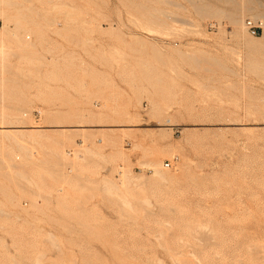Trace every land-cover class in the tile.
Wrapping results in <instances>:
<instances>
[{
    "label": "rangeland",
    "instance_id": "rangeland-1",
    "mask_svg": "<svg viewBox=\"0 0 264 264\" xmlns=\"http://www.w3.org/2000/svg\"><path fill=\"white\" fill-rule=\"evenodd\" d=\"M230 13L264 0L0 2V126L42 129L0 134V264H264V27Z\"/></svg>",
    "mask_w": 264,
    "mask_h": 264
},
{
    "label": "bare ground",
    "instance_id": "bare-ground-1",
    "mask_svg": "<svg viewBox=\"0 0 264 264\" xmlns=\"http://www.w3.org/2000/svg\"><path fill=\"white\" fill-rule=\"evenodd\" d=\"M2 1H4V0H0V2H2ZM243 10V9H242ZM200 12H203L204 14H209V15H212L213 16V14L215 15V14H218V12H220V11H217V10H215V9H212V8H206V9H204V10H202V11H200ZM211 12H212V14H211ZM207 14V15H208ZM230 14H232V13H230ZM230 16V18H232L233 19V21H231L232 23H235V30H236V32H235V34L237 35V36H240V33L241 32H245V31H247V30H245V28H246V26L244 25V22H243V19L241 18V20L237 17V15H235V14H232V15H229ZM231 19V20H232ZM255 20V19H254ZM17 23H19V22H17ZM262 25H263V27H264V19H263V22H262ZM237 26V27H236ZM18 28H19V26H18ZM2 29H5L4 27L2 28ZM247 29V28H246ZM7 30V29H6ZM12 34H14V33H12ZM1 35V34H0ZM262 35H264V33L262 34ZM237 36H235V37H237ZM0 38H5V37H3L2 35L0 36ZM17 38V37H16ZM15 38V39H16ZM18 39V38H17ZM252 39V38H251ZM255 39V41H253ZM259 39H261V38H259V37H254L253 39H252V41H250V38H249V42H250V44H251V46H253L254 48H258V46H257V43H258V41H259ZM248 42V43H249ZM260 42H262V41H260ZM259 42V43H260ZM258 43V44H259ZM250 44H249V46H250ZM261 46V45H260ZM253 47H251V48H253ZM7 48H8V46L6 45V44H4V42L2 43L1 42V44H0V53H2L1 54V56H0V59L1 60H4L5 61V58H6V56L8 55V52H7ZM253 48V49H254ZM256 48V49H257ZM8 57V56H7ZM41 111V110H40ZM41 113H42V111H41ZM2 114V113H1ZM4 114L5 113H3V115H1V116H4ZM23 115H24V117L25 116H27L28 115V112H24L23 113ZM17 120V119H16ZM20 122H21V120H20ZM10 123V122H9ZM27 125H20V124H17V125H12V126H9V127H4V126H0V127H3V129H1V133L0 134H2V137H7V139H8V137H13L14 139H16L17 141H19V135H22V137H24L23 135H25L26 133H27V135H29V136H31V137H33L34 138V135H41V130L42 129H38L40 126H37L38 128L37 129H27L26 130V128L25 129H23V128H21V127H26ZM29 127V126H28ZM35 127V126H34ZM41 128V127H40ZM45 133V132H44ZM47 134V133H46ZM1 137V136H0ZM41 137V136H40ZM19 142H21V141H19ZM24 143V142H23ZM149 164V163H148ZM151 164H153V166H154V169H155V175H157L158 177H160L161 179L162 178H165V174H164V171L159 167V166H161L160 164H157V163H151ZM159 165V166H158ZM149 166V165H148ZM153 168V167H152ZM121 169H122V167H121ZM120 170V169H119ZM123 170V169H122ZM121 170V171H122ZM124 171V170H123ZM129 173L130 172H127L126 171V169H125V171H124V173H122V176L125 178V180L126 181H128L127 179L129 178ZM139 178V177H138ZM140 179H141V177H140ZM143 180V179H142ZM141 180V181H142ZM122 181H123V179H122ZM111 184L112 185H116V183H114V182H111Z\"/></svg>",
    "mask_w": 264,
    "mask_h": 264
},
{
    "label": "built area",
    "instance_id": "built-area-1",
    "mask_svg": "<svg viewBox=\"0 0 264 264\" xmlns=\"http://www.w3.org/2000/svg\"><path fill=\"white\" fill-rule=\"evenodd\" d=\"M245 24H246L247 30L254 36L260 35L261 31L263 30L262 21L247 18L245 20ZM41 114H42L41 111L37 110L35 113V116L38 117Z\"/></svg>",
    "mask_w": 264,
    "mask_h": 264
}]
</instances>
